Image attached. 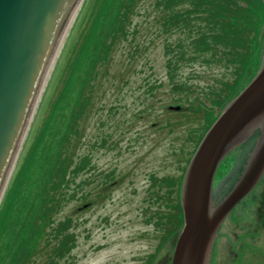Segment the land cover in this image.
<instances>
[{
	"label": "rangeland",
	"instance_id": "obj_1",
	"mask_svg": "<svg viewBox=\"0 0 264 264\" xmlns=\"http://www.w3.org/2000/svg\"><path fill=\"white\" fill-rule=\"evenodd\" d=\"M156 1L138 2L132 18L139 32L135 37L130 35L127 41L122 40L113 53L109 72L103 70L96 81L92 104L80 121V134L74 135L73 159L77 161L87 154L91 158V169H86L85 174H80L74 183L63 189L62 202L56 203V209L49 213L51 219L72 221V228L63 235L74 234L71 259L76 264H171L173 260L179 232L167 235V216L171 215L172 203L169 196L155 200L152 194L158 186L153 185L151 175L161 177L180 172L181 147L189 144L190 130L198 127L204 117L203 109L196 108L199 101L182 99L180 105L186 108L182 110L165 106L167 102L176 103L173 96L182 93L171 90L165 63L169 54L164 50V39L169 35L162 30ZM124 2L85 0L66 33L0 204V264L8 262L19 245L17 239L22 230L18 228L24 215L28 218L30 209L33 212L29 220L33 221L35 229L36 222L47 219L45 208L54 194L46 191L51 190L63 136L70 129V119L81 99V94L72 98L66 94L58 96L62 86L60 78L66 74L69 79L72 71L68 64L73 47L83 42L93 48L95 41L104 45L103 40L118 21ZM139 42L141 49L134 55L135 59H131L128 53L134 51ZM189 67H185L183 77L196 85L191 97L203 98L214 85L216 70L197 68L200 75L194 76L189 74ZM254 72L255 65L248 70L244 87L257 74ZM152 84L157 86L151 92L149 85ZM55 99L61 104L58 108H55ZM205 106L209 104L206 102ZM221 112L220 109L214 111L215 114ZM102 138L109 139L107 145L102 146ZM241 151L242 147L224 158L217 171L216 185L239 164ZM113 169H116L115 181L102 192L103 179L107 180L104 176ZM81 180L85 183L80 185ZM59 192H56L57 198ZM71 192L77 197L72 198ZM156 211L159 212L157 217L153 213ZM253 218L250 201L226 218L216 241L213 264L243 260L237 224L241 221L246 234H250ZM153 254L156 255L152 257ZM247 254V264H259L257 257L255 260L250 252ZM41 260L39 257V262Z\"/></svg>",
	"mask_w": 264,
	"mask_h": 264
},
{
	"label": "trees",
	"instance_id": "obj_2",
	"mask_svg": "<svg viewBox=\"0 0 264 264\" xmlns=\"http://www.w3.org/2000/svg\"><path fill=\"white\" fill-rule=\"evenodd\" d=\"M139 1L125 0L117 17L118 21L111 30H108L103 40L104 45L103 42L100 45L95 41L93 48H89L83 42L73 47L72 57L68 64L70 70L72 69L69 75L70 80L66 79V74L60 78L62 86L58 96L61 98L66 94L72 98L74 95L81 94V99L70 119V129L63 136L65 141L63 139L61 157L55 163L56 170L52 176L51 190L46 191L51 195L54 194L45 208L48 212L47 219L45 221L43 218L36 222L37 228L35 229V224L29 220L33 210L30 209L27 212L28 218L24 215V220L18 228L22 230L17 239L19 245L5 264H76L71 259L75 248L74 234L71 232L63 235L70 227L72 228V221H68L67 218L61 221L51 219L49 213L56 209V203L62 202L63 189L69 187L72 182L74 183L80 174H85L91 169V158L87 154L79 157L77 161L73 159L72 142L74 135L80 134V121L92 104V93L95 91L96 81L102 71L109 72V66L113 64V53L121 41H127L130 35L135 37L139 32L138 24L132 18ZM155 5L160 8L159 22L162 30L169 35L164 39V50L169 54L165 63L168 69L167 74L170 77L171 90L174 93H182L173 96L172 100H176V103L167 102L165 106L171 108L174 107L173 104L180 105L182 99L190 102L199 101L196 108L198 111L203 109L202 118L204 117V121L198 127L190 130L187 138L189 144L181 147L178 157L180 172L161 177L151 175L153 185L158 186L156 193L154 192L152 196L155 195L156 201L169 196V201L172 203V209L169 211L171 215L167 216L169 227L167 235L170 236L177 232L180 233L185 224L181 200L184 174L201 139L221 114H215L214 111L220 109L221 112L244 89L246 84L244 79L248 70L255 65L254 74H256L259 64H262L263 59L261 60L260 56L262 57L264 51L262 46L264 45V2L262 0H157ZM140 49L141 43L139 42L135 50L128 53L131 59H135L134 55ZM95 51H98V54ZM188 66H191L189 74L194 76L200 75L196 71L197 68L199 70L204 68L205 71L216 70L213 78L214 85H211L207 92L204 91L203 98L191 97V93L196 91V85L184 80L183 73L186 71L185 67ZM156 86L157 84L149 85L150 91L152 92ZM206 102L209 106H205ZM54 103L55 108L61 105L56 99ZM180 106L181 110L186 109L184 105ZM116 108L117 105H115ZM259 134L260 131L257 130L240 146L242 156L238 168L236 167L237 169L229 174L226 173L225 180L214 186V199L217 202L222 200L234 187L235 176L242 174L248 153L257 143ZM108 142L107 138H102L100 141L102 146L107 145ZM42 159L46 161L45 156ZM88 165L89 168H87ZM115 173L116 169H113L104 176L107 180L103 179L102 192L111 188L115 181ZM84 183L81 180L80 185ZM57 191H60L59 198L56 197ZM71 193L72 198L77 197L75 192ZM153 213L156 217L159 214L158 211ZM155 255L153 254L152 257ZM39 257L42 258L40 262Z\"/></svg>",
	"mask_w": 264,
	"mask_h": 264
},
{
	"label": "water",
	"instance_id": "obj_3",
	"mask_svg": "<svg viewBox=\"0 0 264 264\" xmlns=\"http://www.w3.org/2000/svg\"><path fill=\"white\" fill-rule=\"evenodd\" d=\"M84 1L0 0V203L49 68ZM262 59L259 72L225 106L188 164L181 188L185 224L172 264H211L220 227L263 176L264 52ZM257 129L261 134L246 169L217 202L214 185L221 162Z\"/></svg>",
	"mask_w": 264,
	"mask_h": 264
},
{
	"label": "flooded vegetation",
	"instance_id": "obj_4",
	"mask_svg": "<svg viewBox=\"0 0 264 264\" xmlns=\"http://www.w3.org/2000/svg\"><path fill=\"white\" fill-rule=\"evenodd\" d=\"M257 141H258V138H257ZM255 145H254V147H255ZM238 148H240V146L235 148V150ZM235 150L233 152H235ZM250 155L248 154L247 161L249 160ZM237 166H238V164L236 165V167ZM246 166H247V164L245 165V167ZM237 168H235V169H237ZM241 175L242 174H240V176ZM240 176H238L236 174L235 180H234L235 183L237 182V180ZM246 201H248V202L250 201L251 208H253V211H254L252 228H251L250 234H246V231H244L241 221L238 222V224H237L238 234H240L239 242L241 243V248H242L241 255L244 258L240 263H234L233 262L232 264H247V260L245 258L248 255L247 254L248 252L251 253V256L254 257L255 260H256V257L259 259V264H264V172H263V176L259 179L256 186L248 193L247 196H245V198L243 200H241L237 204L236 207L233 208V211L235 210V212H238L239 210H241L243 203ZM233 211H231V213ZM225 223H226V220L223 223V225ZM223 225L220 227L218 233L221 231ZM220 234L221 233L218 234V237L220 236ZM218 237H217V239H218ZM217 239H216V241H217ZM216 241H215V247H216ZM215 247H214V250H215ZM214 250L212 253L213 257L211 260V264H213V260H214Z\"/></svg>",
	"mask_w": 264,
	"mask_h": 264
},
{
	"label": "bare ground",
	"instance_id": "obj_5",
	"mask_svg": "<svg viewBox=\"0 0 264 264\" xmlns=\"http://www.w3.org/2000/svg\"><path fill=\"white\" fill-rule=\"evenodd\" d=\"M59 45H60V44H59ZM60 47H61V45L59 46V49H58L56 55L54 56L55 58H54V60H53V62H52V64H51V66H50V68H49L50 70H49L48 75H47V77H46V79H45L46 81H45L43 87L41 88L42 91L40 90V94H41V95H42V93H43V88L45 87V85H46L47 82H48L47 79L49 78V75H50V73H51V71H52V69H53L52 67H53V65H54V63H55V61H56V59H57V55H58V53H59ZM263 47H264V45H263ZM244 88H245V87H244ZM243 90H244V89H242L240 92H242ZM41 92H42V93H41ZM240 92H239V93H240ZM239 93H238V94H239ZM238 94H237V95H238ZM41 95L38 96V99L41 97ZM35 104H36V105H35V107H34V109H33V110H34L33 112H35L36 109H37V107H38V106H37V105H38V100L36 101ZM257 130L260 131V129H257ZM257 130H256L255 132H257ZM208 131H209V130H208ZM255 132H254V133H255ZM260 134H261V131H260ZM260 134H259V136H260ZM259 136H258V137H259ZM244 143H245V142H244ZM242 144H243V143H242ZM252 150H253V149H252ZM252 150H251V152L248 153L249 155L251 154L250 157H249V159H250L251 156H252V152H253ZM222 162H223V161H222ZM222 162H221V163H222ZM239 162H240V161H239ZM246 162H247V160H246ZM246 162H245V163H246ZM16 163H17V162H16ZM239 164H240V163H239ZM246 164H248V163H246ZM246 164H245V165H246ZM220 166H221V165H220ZM220 166H219V167H220ZM218 169H219V168H218ZM244 169H246L245 166H244ZM217 171H218V170H217ZM243 171H244V170H243ZM216 174H217V172H216ZM9 181H10V180H9ZM7 187H8V186H7ZM6 189H7V188H6ZM6 189H5V190H6ZM3 193H4V192H3ZM2 195H3V194H2ZM1 202H2V201H1ZM0 204H1V203H0ZM175 248H176V247H175ZM174 251H175V250H174ZM171 264H172V262H171Z\"/></svg>",
	"mask_w": 264,
	"mask_h": 264
}]
</instances>
